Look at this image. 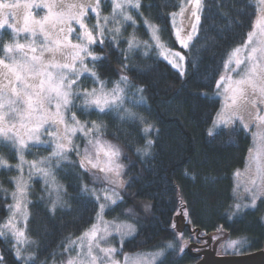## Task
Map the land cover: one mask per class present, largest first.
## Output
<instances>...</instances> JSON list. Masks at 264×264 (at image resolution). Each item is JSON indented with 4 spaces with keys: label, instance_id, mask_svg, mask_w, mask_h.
I'll list each match as a JSON object with an SVG mask.
<instances>
[{
    "label": "trees",
    "instance_id": "obj_1",
    "mask_svg": "<svg viewBox=\"0 0 264 264\" xmlns=\"http://www.w3.org/2000/svg\"><path fill=\"white\" fill-rule=\"evenodd\" d=\"M179 0H144L136 18H145L158 29L162 42L170 49L172 13ZM199 32L185 53L186 74L181 77L160 59L154 50H128L119 40L110 46L97 45L94 51L104 55L98 69L100 77L111 83L119 79L122 63L127 64L126 75L132 89L138 92L142 104L133 110L135 119L121 120L106 111L89 112L85 120L102 125L105 139L117 144L124 152L123 200L107 212L108 219L127 220L135 228L131 240L121 249L129 254H153L163 248L164 257L156 264H196L197 259L187 251L179 254L180 240L173 235L171 223L176 221L177 202L174 188L182 189L183 199L191 220L184 219L183 239L190 238V230L206 236L218 232L220 226L228 240H244L247 250L233 255L264 251V224L258 212L247 210L234 214V173L241 169L250 154V139L238 128L219 130L209 135L213 119L219 111L214 96L215 82L230 52L243 44L257 16L255 0H203ZM135 40L145 43V27L137 25ZM194 65V66H193ZM143 88V92L138 89ZM204 93L205 95H201ZM83 116V113H80ZM80 116V117H81ZM84 117H81L83 119ZM152 126L145 136L143 129ZM155 141L149 155L137 149L146 147V139ZM42 156V154L40 155ZM0 157L11 167L0 166V226L10 216L7 205L12 204L14 177L18 176L15 151L0 141ZM35 157L27 155V160ZM75 165L55 167V178L63 189L60 206L51 209L50 195L40 180L31 181L28 193L26 236L31 242L24 253L33 259L27 264H48L56 259L64 244L78 237L90 227L97 212L96 202L81 191L86 180ZM185 172L188 175H185ZM195 176V179L192 176ZM151 205L145 210L144 205ZM128 209H132L131 212ZM171 240L174 247L167 248ZM11 236H0V254L6 264H19L12 249Z\"/></svg>",
    "mask_w": 264,
    "mask_h": 264
},
{
    "label": "snow or ice",
    "instance_id": "obj_2",
    "mask_svg": "<svg viewBox=\"0 0 264 264\" xmlns=\"http://www.w3.org/2000/svg\"><path fill=\"white\" fill-rule=\"evenodd\" d=\"M101 0H80V2L65 5L63 0H0V33L7 32L11 36V42L5 43L3 51L4 58H0V137L10 142L19 155L20 163L15 165L20 171V175L14 177L15 191L12 192L13 203L7 205L10 210V216L0 226V236L10 234L13 240L12 249L15 259L19 264H27L28 259L24 255V244L28 243L26 236L27 228V193L28 180L24 177L23 165L28 164V179L33 175H38L44 179L45 184L55 183V173L53 167H59L60 163L68 159L67 153L75 151L80 156L79 145L74 143L76 132L88 138V143L96 149L95 157L85 148L84 154L80 160V168L85 172L90 169H96L104 173L103 179L113 187L112 195H105L104 200L110 201L116 205L118 200L123 197L116 190L123 187V165L119 161L121 150L118 146L102 142L100 134L102 125L92 122L91 127L81 123L75 112L71 114V120L65 119V113L74 107L73 100L82 99L86 108H92L94 112L105 114L106 111L122 109L126 96V88L122 85H130L131 81L125 74L127 64L122 63V71L119 80L114 82L111 89L106 88L105 81L100 77L98 69L103 68L100 63L104 60L103 54L94 51L97 44L104 47L106 44V32L109 17H103L104 23H100ZM113 7V21L120 25L123 20L135 21L128 14V8H140L139 0H111ZM261 7L254 23V31L248 33V39L242 47L235 48L230 54L224 67L225 72H237L241 64L245 67L237 73L236 78L231 75H221L215 82L218 95L222 89L223 94L228 101L224 107L216 113L213 120L214 126H220L221 130L239 121L243 130L248 131L249 126L255 124L258 128H264V0H260ZM190 15L188 24H185L184 13L189 9L181 6L179 13H172V27L176 42L186 52L191 42L199 32L201 24V15L204 12L205 4L203 0H189ZM91 10L97 17L96 35L89 30L84 23L83 17ZM181 16V23L177 26L175 17ZM73 23L79 26L77 32ZM148 27H153L148 25ZM119 27L108 28L109 33H113L110 46H116L119 43ZM73 33H76L73 42ZM154 38L157 39L158 47L162 48V58L179 72L181 77L186 74L184 66L185 55L178 51L165 49L159 43L158 36L153 31ZM24 38L21 42L19 37ZM254 37L256 38L254 41ZM249 45L251 47L249 48ZM133 47L132 41L129 42V48ZM247 50V55L241 53ZM91 61V67L85 64V60ZM235 62L236 67L229 70V65ZM194 66V65H193ZM87 73L93 82L98 84V88L81 89L78 80L81 75ZM75 85V88L73 87ZM143 92V88L138 89ZM201 95H205L201 93ZM127 112V110H125ZM127 115L135 119V115L127 112ZM95 130L96 139L93 140L89 133ZM143 133L152 131V126L145 127ZM213 133L209 130V135ZM47 136L50 141L42 140ZM264 139V134H262ZM30 144L33 147L44 146L51 149V155L41 159L26 161L24 157L25 150L31 151ZM155 141L146 139V147L137 149L143 151L144 155H149V150L153 147ZM251 151V150H250ZM103 152V161L101 160ZM255 161L256 158L254 157ZM53 161L55 162L53 165ZM0 166L11 167L8 162L0 157ZM90 166V167H89ZM239 170L234 175L239 176ZM250 187L246 189L251 193V207H255L256 199L259 195H264V164L256 162L254 171L249 169ZM187 176L188 173L185 172ZM195 179V176H192ZM82 192L87 193L88 187L84 185ZM93 193L95 190H92ZM177 195V202L181 205L175 210V215L180 216L186 222H190L191 216L183 199L182 189L174 188ZM99 202L100 197L96 196ZM59 199V197H57ZM108 205L98 203L97 224L84 232L79 238L84 248L83 241L87 240L86 256L90 258L89 264H97L98 259L101 264H117L112 257L117 249L110 246L101 247V241H106L112 231L124 235L131 234L134 231L132 225H115L103 220V214ZM56 204L53 203L52 212H55ZM151 205L145 204L144 209H150ZM236 209L240 210L242 205L236 204ZM243 207H248L244 205ZM129 212L132 209H128ZM22 217L24 226L18 227V218ZM100 223L104 227L99 226ZM173 229L172 235L180 240L179 254L182 256L185 249L189 247V240L183 239V231L177 225L175 220L171 223ZM6 230V231H5ZM218 231L223 234V227ZM197 240L202 233H195ZM219 237H213V240ZM75 243V242H73ZM167 248L174 247L171 240L167 241ZM219 247L225 254L232 251L233 254L247 250V242L244 240H227L222 242ZM98 249L107 257L105 262L103 258L94 253ZM156 257H164L163 248L153 253ZM78 252L76 257L70 258L68 264H83ZM127 261V257H125ZM0 264H6L5 258L0 254ZM162 264V261H161Z\"/></svg>",
    "mask_w": 264,
    "mask_h": 264
},
{
    "label": "rangeland",
    "instance_id": "obj_3",
    "mask_svg": "<svg viewBox=\"0 0 264 264\" xmlns=\"http://www.w3.org/2000/svg\"><path fill=\"white\" fill-rule=\"evenodd\" d=\"M104 1H105V3H102L101 13H99V14H100V23L101 24L104 23L103 17H109L107 27L105 28L107 40H108V38L111 39L112 35H113V33L108 32V28L114 29L116 27H119L120 31H119V35H118V40H121V42L126 43L127 44L126 47L128 48L129 51L134 50V49H138V48L143 49L146 52L154 50L155 52L158 53V56L160 57V59L163 60L164 62H166L161 56V52L163 51V49L157 46L158 42H157V39L154 38L153 31H155V35L158 36L159 43L161 45H163L165 49H170V48H168L162 42V40L160 39L159 33H158V29L156 27H148V25H150V24L142 23V26L145 27L146 41H145V43L141 44L138 41H136L135 37H134L137 25H141V24L136 23V22H135V24H133V22L131 20H123V17H119V19L122 21V23L120 25H117L112 19L113 7H112L111 0H104ZM142 1H144V0H142ZM255 2L257 4V9H259L261 7L260 0H255ZM139 3L141 5V0H139ZM181 6H185L189 9L188 11H186L184 13V17H183L185 24H188V17L190 15V8H191V5H189V0H179L178 5L175 7V10L173 13L178 14ZM127 12L129 15H131L133 17V20L136 21L135 17L138 15L139 9L137 10L135 8H128ZM87 14H89L90 18H92V17L93 18H92L91 22H89L86 25H87L88 29L92 30L93 34L96 35V33L98 31L96 29L97 17L95 14H93L91 12V10L88 11ZM257 14H258V12H257ZM172 19H173V17H172ZM181 19L182 18L180 15H177L175 17V21H176L177 26L180 25ZM255 20H256V18H255ZM255 20H254V23H255ZM254 23H253V26H252V29L250 32L254 31ZM171 25H172V21H171ZM73 27L76 28L77 32L80 31L78 25H73ZM4 33H6V32H4ZM75 35H76V33H73V42H77L75 40ZM18 39H20L21 42H24V38L22 36L19 37ZM172 39L176 45V48L175 49L172 48L171 50L178 51L181 54L185 55L186 51L183 48H181L179 46V44L176 42L173 27H172ZM247 39H248V35L245 38V41L243 42V44H241L238 47H242L245 44V42L247 41ZM255 39L256 38L254 37V41H255ZM130 41H132V43H133V47L131 49L129 48V42ZM96 46H93V47H96ZM250 47H251V45H249V48ZM232 51L230 52V54L232 53ZM230 54H229V56H230ZM241 55L246 56L247 50H244L241 53ZM229 56L225 60V63L228 60ZM4 57H5V53H3V56H1L0 58H4ZM225 63H224V65H225ZM247 63H248V61L245 60V63L240 65V68L237 69V72H231V71L225 72V67L223 66L221 73L218 76L217 80L220 78L221 75H225V76L231 75L233 78H236L237 73L240 70H242L245 67V64H247ZM85 64L88 65L89 67H91V61L90 60L86 59ZM168 65L171 67L170 64H168ZM184 65H185V62H184ZM235 67H236L235 62H233L232 64L229 65V70L232 68H235ZM174 70L176 72H178L176 69H174ZM119 77H120V75H119ZM117 80H119V79H117ZM117 80H114L111 83L105 82L106 88L111 89L114 85V82ZM78 84L80 85L81 89H88L89 91H91L93 88L99 87V85L94 83L93 79L90 78L87 73H84L83 75L80 76V78L78 80ZM73 87L75 88V85ZM122 87L126 88V96H125V100L123 103V107H122V109L111 110V111L116 113L121 120H131L132 118H130L127 115V112L133 113V110L136 107H138V105L142 104V99H141L140 94L132 89L131 85H122ZM219 91H220V94L218 95L217 94L218 90L215 87L214 96L219 100V103H220L219 111H220L228 101L226 100L222 89ZM73 105H74V107H71L70 111L65 113V119L70 121L72 112H75L76 118L81 123L86 124L87 127H91L92 123L87 122L85 120V117L87 116L86 114H88L89 112H94L93 109L92 108H86L82 99L73 100ZM125 110H127V112ZM80 113H83V116H81ZM95 113H97V112H95ZM80 116L84 117V118L81 119ZM215 118H216V115H215L214 119ZM98 125H100V124H98ZM231 126L232 125H230L226 128H223V129H229V128H231ZM234 126L238 129H240L241 131H243L247 136H249L250 143H251V146H250L251 151H250V154L246 160L245 165L241 169H239V173H240L239 176L234 175V178H233V194L235 197V204H234L233 212H234V214H238L241 212H245L247 210L249 211V210L254 209L253 207H251V203H252L251 193L246 190L251 186L250 185V179L246 183V181H247L246 178H247V174H249V169L254 171L255 166H256V162L264 164V139L261 138L262 134H264V128H258L255 124H252L249 126L248 131H244L239 121H236L234 123ZM210 130L212 131L213 134H215L219 130H221V127L220 126H214L213 122H212ZM147 135H149V133ZM89 136L93 140H95L96 139L95 130H93L92 133H89ZM50 139L51 138H49L47 136L42 137V140H45V141H50ZM100 140L102 142H107L108 144L118 146L114 142H111L110 140L105 139L103 137L102 129H101V134H100ZM0 141L3 142L4 144L9 145L15 151V153L18 157V164H19L20 163L19 155H18L17 151L13 148L11 143L5 141L3 139V137H0ZM74 143L79 145L80 156H77L75 151L68 152L67 153L68 159L62 161L60 163L59 167L66 166V165H70V166L75 165L76 167H79V169H81L80 168V160L84 154L86 147L88 148L89 152L95 157L96 149L88 143V138L85 137L84 135H82L79 131L76 132V136L74 137ZM30 149H31V151L25 150V152H24V157H25L26 161H29V160H27L26 157L30 152L35 155V157L32 160L41 159L44 157H49L51 155V149L48 147H44V146L33 147L30 144ZM41 154H42V156H40ZM100 156H101V160L103 161V159H104L103 152H101ZM254 157L256 158L255 161L253 160ZM123 159H124V152H123V150H121V155L119 157V161L122 165L124 164ZM32 160H30V161H32ZM54 163L55 162L53 161V165H54ZM2 167L3 166H1V168ZM54 168L55 167H53V169ZM23 169H24V177H25V179L28 180V184H29L28 193H29L31 181L38 179V180H40L45 191L50 195L51 208L53 206V203L56 204V207L60 206L61 202L63 201V194L64 193H63V189L60 187L56 178H55L54 184H45L44 179L38 175H33V177L31 179H28V173H29L28 164H24ZM125 169H126V167L124 165L123 166V174H124ZM16 170L19 173L18 175H20L19 169L16 168ZM80 171H81V173L83 172L84 173L83 175H85V177H86V180L83 182L84 185H87L88 190H89L86 194H88L92 198V200L96 202L97 211L99 210L98 209V203H105L108 205L104 211L103 220L109 222L112 226H115V225H132L131 222H129L127 220L119 221V220L113 219V218L108 219L107 212L110 211L111 209H113L117 204H119L121 202V200H118L116 205H112L110 203V201L104 200V196L106 194L112 195L111 191L106 192L105 190H109L113 187L112 185H109L106 180L103 179L105 174L99 172L96 169H90L88 172H85L83 169H81ZM122 179H123V177H122ZM84 185H82V188ZM123 188H124V185H123V187H118L116 189L120 193V195H121ZM93 189L95 190L94 193L92 191ZM28 193H27V200H28V203H27V220H28V206H29ZM96 196L100 197L99 202L96 201V198H95ZM57 197H59V199H57ZM260 198H263V195H259L258 198L256 199V202ZM256 202H255V205H256ZM236 204L242 205L240 210L236 209V207H235ZM244 205H248V207H243ZM182 220L183 219L180 216H177V218H176L177 225L180 229L183 230L184 223L182 222ZM97 223H98L97 216H95L93 224H97ZM92 225L90 227H88L86 230H84L78 237L73 238V239L69 240L68 242H66L64 244L62 250L59 252L60 255L55 260L51 259L48 264H68L69 259L76 257L78 252L81 254L80 259L83 261V264H89L90 258H88L86 256L87 240L85 239L83 241L84 248L81 249L79 247V245L81 244V240L79 238L84 234V232L88 231L92 227ZM17 226L18 227L24 226V220L22 217L18 218ZM99 226L101 228H103L104 224L100 223ZM132 227L134 228L133 225H132ZM8 235H10V234H8ZM134 235H135V228L131 234L124 235L123 237L121 236V234L116 233L115 231H112V234L107 237L106 241L100 242L101 247H106V246H109V244H110L111 247L117 249L116 253L112 257L115 261H117V264H156L157 261L160 259V257H156L153 254H144V253L129 254V253H125L122 251L121 247H122L123 243L128 241V240H131L134 237ZM213 237H219V239L213 240ZM11 240H12V237H11ZM188 240H189V247L186 248L185 251H187L192 257L196 258L197 262H200L201 260L205 259L207 257V253H212V255H214L215 257L241 256V255H233L231 250H229V252L227 254H225L224 251L219 247V245L222 242H225L228 240V237H227L225 232H223V234H221V232L218 231V232H215V233L210 234V235L200 236L198 240L196 238L195 233L190 232V238ZM12 242H13V240H12ZM73 242H75V243H73ZM30 246H31V242L28 240V243L24 244L22 247L25 250V249H29ZM94 253L97 254L99 257L103 258V260L105 262L107 261V257H104L103 253H99L98 249H95ZM24 255H25V253H24ZM25 256L29 257V256H27V254ZM125 257H127V261L125 260ZM97 264H101V260L98 259Z\"/></svg>",
    "mask_w": 264,
    "mask_h": 264
},
{
    "label": "flooded vegetation",
    "instance_id": "obj_4",
    "mask_svg": "<svg viewBox=\"0 0 264 264\" xmlns=\"http://www.w3.org/2000/svg\"><path fill=\"white\" fill-rule=\"evenodd\" d=\"M7 2H14V0H7ZM80 2V0H63V3L65 5H72V4H75V3H78ZM102 3H105L104 0H101V3H100V8H99V13H101V5ZM141 4H142V0H141ZM140 8H141V5H140ZM139 8V10H140ZM90 11V10H88ZM94 16V15H93ZM93 18V17H92ZM92 18H90L89 14H87L86 16L83 17V20H84V23L85 24H88L89 22H91ZM135 22L136 23H147L149 24V21L145 18H136L135 17ZM73 25H76L75 23H73ZM11 42V36L9 34L6 33H0V57L3 56V48H4V44L5 43H9ZM99 45V44H98ZM231 128H236L234 125L231 126ZM247 181L246 183L248 182V180L250 179V175L247 174ZM252 211H255V212H258L261 219H262V222L264 224V195H263V198H260L257 200L256 202V205L254 207V209Z\"/></svg>",
    "mask_w": 264,
    "mask_h": 264
},
{
    "label": "water",
    "instance_id": "obj_5",
    "mask_svg": "<svg viewBox=\"0 0 264 264\" xmlns=\"http://www.w3.org/2000/svg\"><path fill=\"white\" fill-rule=\"evenodd\" d=\"M196 264H264V251L235 257H215L212 253H207V257Z\"/></svg>",
    "mask_w": 264,
    "mask_h": 264
},
{
    "label": "bare ground",
    "instance_id": "obj_6",
    "mask_svg": "<svg viewBox=\"0 0 264 264\" xmlns=\"http://www.w3.org/2000/svg\"><path fill=\"white\" fill-rule=\"evenodd\" d=\"M258 260H260V258Z\"/></svg>",
    "mask_w": 264,
    "mask_h": 264
}]
</instances>
